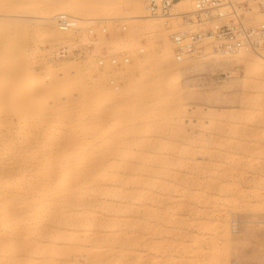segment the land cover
<instances>
[{"label": "rangeland", "instance_id": "374dc122", "mask_svg": "<svg viewBox=\"0 0 264 264\" xmlns=\"http://www.w3.org/2000/svg\"><path fill=\"white\" fill-rule=\"evenodd\" d=\"M65 1L74 3L68 10L82 17L81 28L51 40L35 20ZM118 1L0 0V91L5 95L0 139L11 140L14 147L6 184L21 185L16 160L22 155L38 160L69 146L76 160L96 156L105 161L103 172L95 173L85 189L60 192L73 204L64 209L67 225L57 242L51 240L56 238L49 227L51 210L17 204L20 222L12 232L21 233L19 242L26 249H9V242L1 240L0 264L16 258L20 264H264V49L234 55L206 49L199 57L178 61L169 34L180 21L161 18L159 26L140 33L128 16L147 0ZM176 7L186 10L190 3L179 1ZM23 13L29 15H17ZM28 19L25 30L19 23ZM147 45L154 52L142 65ZM63 47L68 53L60 56ZM121 56L129 61L110 63ZM62 61L93 74L83 72L81 82L71 78L73 73L64 77L56 71ZM94 64L100 70H90ZM125 66L132 71L121 77L119 69ZM87 77L105 89L118 92L128 86L132 91L111 105L107 96L96 95ZM40 88L47 89L35 98ZM242 104L251 108L241 109ZM0 153L4 157L7 150L3 153L0 146ZM57 172L48 169L52 185ZM0 236L9 233L2 230ZM36 246L39 251L33 250Z\"/></svg>", "mask_w": 264, "mask_h": 264}, {"label": "bare ground", "instance_id": "6f19581e", "mask_svg": "<svg viewBox=\"0 0 264 264\" xmlns=\"http://www.w3.org/2000/svg\"><path fill=\"white\" fill-rule=\"evenodd\" d=\"M118 1V0H116ZM125 2V5H127V3H131L134 2L136 0H123ZM185 1V0H181ZM121 1L119 0L117 4H119ZM186 2V1H185ZM61 3V2H60ZM123 3V2H122ZM71 4H74L73 2H69V1H65L63 3L64 6H61L58 10H56L53 13H43L41 12L40 15L37 16L36 24L40 23L43 24L45 26L46 29V34L49 36V38L51 40H57L60 39L63 35H67L70 33V31L68 32H61L60 30L57 29L56 25H55V19H56V15L60 14V13H65L71 15L70 11L68 10L69 6H71ZM184 4V3H183ZM34 5V4H33ZM37 6V5H36ZM32 7V6H31ZM74 7V6H73ZM139 8H142V10L138 11L135 14H130L129 17H132L135 21H137V27H139V30L137 29L138 32L142 33L144 32V29L146 26H150V27H157L161 24V18L157 17V18H152V22L150 23H144V22H139L142 20L141 19H145V18H150V16L147 13L146 10V5H140ZM37 11V10H36ZM24 12V11H23ZM14 13V12H12ZM2 14V13H1ZM11 15V14H10ZM18 16H28L29 14L23 13V14H17ZM16 16V14H15ZM72 16V15H71ZM74 16V15H73ZM106 16H110L109 14H107ZM119 16V15H118ZM118 16L114 17V14L112 15V17L114 18H118ZM149 16V17H148ZM105 17V15H104ZM103 16L100 18H104ZM121 17V16H120ZM127 17V16H125ZM12 18V17H11ZM36 18V17H35ZM76 18H78L77 20L81 21L83 20L82 17L76 16ZM99 18V17H98ZM106 18V17H105ZM123 18V17H122ZM138 19V20H137ZM171 19V18H170ZM34 20V19H33ZM106 20V19H105ZM16 21V20H15ZM14 20H6L7 24H15ZM165 21V22H164ZM17 22V21H16ZM30 22V20H23L22 22H20L19 24H23V27L25 30L28 29V23ZM163 22L166 24V20H163ZM168 22L169 19H168ZM27 23V24H26ZM35 23V22H34ZM147 24V25H146ZM17 25V24H16ZM15 26V25H14ZM36 26V25H35ZM41 26V25H40ZM133 27V26H132ZM40 29V27H38ZM43 28V27H42ZM37 30V29H36ZM45 30L43 29V32ZM38 32V31H37ZM131 33V31L129 32V34ZM132 33H133V28H132ZM131 33V34H132ZM136 33V32H135ZM130 34V35H131ZM134 34V33H133ZM149 44V43H148ZM151 45V42H150ZM146 46V54H144L141 58V60H139L141 63L140 64H145L144 62L147 61V59H150L152 56V52H154V43L151 46ZM157 48V47H156ZM157 51V50H156ZM155 51V52H156ZM243 52V51H242ZM167 53H164V55H166ZM168 54H171L170 52ZM106 58V57H105ZM264 58V57H262ZM137 58H135L136 60ZM137 60V61H138ZM111 63V62H110ZM134 63V62H132ZM138 63V62H137ZM136 63V64H137ZM88 64V63H86ZM92 64V63H91ZM139 64V63H138ZM139 64V65H140ZM88 66V70H89V64L86 65ZM91 66V65H90ZM95 66V64L93 65ZM83 67V66H82ZM81 67V68H82ZM92 67V66H91ZM90 67V68H91ZM135 67V65H134ZM81 68L79 66V64H76V62H68V61H62L58 64L56 71L60 72V74H62L64 77H68L70 78L71 73H73L74 76H72L71 78L73 80L79 81L81 82V80H83L84 77V73L87 72H82ZM93 68V67H92ZM87 69V67L85 68ZM99 68H95L94 69H90V70H94L95 72L98 71ZM131 67L125 66L119 69L118 74L122 77H128V74L131 73L132 70H130ZM87 70V71H88ZM100 70V69H99ZM102 70V69H101ZM104 70V69H103ZM92 71V72H94ZM89 72V71H88ZM45 77L48 75L47 72H45ZM91 73V71L89 72ZM88 74V76L91 74ZM100 74H102L101 72H99ZM98 73V74H99ZM44 75V74H43ZM95 75V74H94ZM104 75V74H103ZM97 76V75H96ZM162 76V74H161ZM165 76V75H164ZM43 77V76H42ZM48 77V76H47ZM116 77V76H115ZM118 77V76H117ZM88 81L91 83L92 81L94 82V80H91V77H87ZM86 79V80H87ZM161 79H164L161 77ZM161 79L159 81H161ZM88 82V83H89ZM92 82V83H93ZM131 82V80H130ZM128 82V83H130ZM87 83V84H88ZM94 84V85H93ZM91 87L92 90L96 93V95H104L105 97L107 96L108 99H106V101H109V104L111 103V105L115 104V102L118 101H122L123 98L125 100V98H127L126 96H128V93L130 91V89L127 87V90H120L118 92H115L113 89H105L100 83L99 81L96 80V82H94ZM12 87L15 89L17 86L15 84L12 85ZM49 87H53L52 85L48 86ZM94 88L96 90H94ZM45 89L47 88H40L38 91H36L35 93V98H39L40 94L43 93V91H45ZM129 89V90H128ZM132 89V87H131ZM132 91V90H131ZM130 91V92H131ZM134 92V91H133ZM1 91H0V100H4L5 95H1ZM118 94V97L116 96ZM95 95V94H94ZM29 97H23L22 99H26ZM99 99V97L97 98ZM24 101V100H23ZM28 101V100H26ZM24 101V102H26ZM116 105V104H115ZM242 108H248V110L251 108L250 104H242L241 107ZM122 112H124L125 110H121ZM239 110H235V112L237 113ZM249 115V114H248ZM234 124L231 125V127H233ZM96 130L99 131V128H96ZM2 140V141H1ZM0 146H1V150H3V153L5 150H7V154L2 157V153H0V232L2 230L7 231L9 233V236L4 237L3 239H0V247L2 246V241H8L9 242V249L11 247H19L22 249V247L24 249H26L25 246L22 245L21 242H19L20 240V234L19 232H12V230L14 229V225L18 222H20V218H18L17 216H15V211L17 208V204H20L18 208H32L35 207V205L38 206L37 211L38 212H44V211H48L51 210L52 211V218L50 219L49 222V227L53 229L52 233L55 235L56 238H54L51 240H55L57 242V236L59 235L61 231H59L61 229V227H63V225L66 224V221H63L64 219V209H66L67 207H69L72 203V200H69L68 198H65L64 196L60 195V192L63 191V189H70L71 187H81L82 189H85V187L87 186V183H91L94 182L96 180L95 175L103 172L102 170H104V160L103 159H97L96 156H92L90 158H83V159H79L76 160L74 158L75 156V152L72 151L68 153L69 150V146H65L62 151L60 152V154H53L50 153L51 155L48 156H43L42 158H39L38 160H35L31 157H28L27 155H22L21 158H19L18 160H16V170H17V175L19 178L22 179L21 185H13L10 186L8 184H6L8 181L5 180L4 175L8 174V172H10V170L12 168H14L11 165V162H13V154H14V147L12 145V141L11 140H3L0 139ZM76 147V148H75ZM75 149H77V145H74ZM51 152V150L49 151ZM65 156L64 157V161L60 162L59 161V157L60 155ZM74 158V159H73ZM11 161V162H10ZM37 163H40L39 165H36ZM80 164V165H79ZM103 166V167H102ZM50 168L52 169H58V172L54 175V179H55V184L52 185L51 183V179L50 175L48 173V169L50 170ZM96 173V174H95ZM117 173H114V175H112L113 179L115 178ZM29 178V179H28ZM32 183H35V186L31 185ZM89 186H92V184H89ZM3 190V191H2ZM76 193H78L77 190H75ZM30 195H33L32 198L30 200ZM76 201V199H75ZM120 207V206H119ZM117 210V208H116ZM120 210V208H119ZM121 211V210H120ZM123 211V209H122ZM121 211V212H122ZM262 212H264V210H261ZM28 211H25L24 213H27ZM124 212V211H123ZM120 213V212H119ZM50 214V212L48 213ZM51 215V214H50ZM120 216V215H119ZM124 216V215H123ZM23 219V218H22ZM89 219V217H88ZM114 219V218H113ZM116 219V218H115ZM91 221V220H90ZM118 218L117 220H113L112 222H109L108 225H110V223H112V226H116L118 224ZM262 222H264V220H261ZM93 222V221H92ZM91 222V223H92ZM93 224V223H92ZM116 224V225H113ZM30 224H26V226L28 227ZM67 225V224H66ZM88 226V224H87ZM67 227V226H66ZM111 227V225H110ZM87 228V227H86ZM224 229H227L225 227H223ZM63 231V230H62ZM226 231V230H225ZM228 231V230H227ZM87 232V231H86ZM32 233V232H30ZM29 233V236H30ZM74 233V231L72 232ZM62 234V232H61ZM70 234V233H69ZM2 235V234H1ZM71 235V234H70ZM114 235V234H113ZM52 234H50V238ZM64 236V233L62 235V238ZM68 236V233H67ZM73 236V235H72ZM75 236V234H74ZM112 236V235H111ZM228 236V235H227ZM1 237V236H0ZM31 238H33V234L30 236ZM61 236H59L60 238ZM71 237V236H70ZM109 237V236H108ZM226 238V236H224ZM223 237V238H224ZM50 238H47L50 240ZM58 238V240H59ZM68 238V237H67ZM66 238V239H67ZM75 237H73L72 239H74ZM119 238V237H118ZM224 238V239H225ZM228 238V237H227ZM98 239V238H97ZM107 239V238H106ZM2 240V241H1ZM104 240V239H103ZM111 242L108 243H112V238L109 239ZM226 240V239H225ZM74 241V240H73ZM100 241V240H99ZM114 241V240H113ZM228 241V240H226ZM48 242V240H47ZM71 242V241H70ZM53 243V241H52ZM103 243V242H102ZM107 243V242H106ZM49 244V243H47ZM46 244V245H47ZM45 245V244H44ZM45 245V247H46ZM54 245V244H53ZM53 245L50 244V247H52ZM72 246V244H70ZM75 245V244H74ZM108 244H106L107 246ZM39 246V245H38ZM38 246H36L33 250L38 249ZM76 246V245H75ZM80 246V245H79ZM78 246V247H79ZM227 246V244H226ZM56 246H53L52 248H54ZM59 247V246H58ZM74 246H72L73 248ZM41 247H39L40 249ZM44 248V247H43ZM42 248V249H43ZM69 248V247H68ZM83 248V247H82ZM38 249V251H39ZM46 249V248H45ZM51 249V248H50ZM74 249V248H73ZM76 249V248H75ZM79 249V248H78ZM88 249V248H87ZM97 249V248H95ZM101 249V248H100ZM103 249V248H102ZM106 248H104L105 250ZM228 249V248H227ZM226 249V250H227ZM29 251V249H27ZM27 250H22L24 253ZM66 250V249H65ZM84 250V248H83ZM81 251V250H80ZM88 251V250H87ZM100 251V250H99ZM43 252V251H42ZM53 252V251H52ZM76 252V250H75ZM34 253V252H33ZM39 253V252H38ZM88 253V252H87ZM98 254V252H96ZM4 254V253H3ZM2 251H0V255H3ZM26 254V253H25ZM69 254V253H67ZM30 255V253H29ZM41 255V254H40ZM55 255V254H54ZM95 255V254H93ZM99 255V254H98ZM28 256V255H26ZM17 257V256H16ZM78 257V256H77ZM82 257V256H81ZM94 257V256H93ZM20 260L21 257H19ZM43 258V257H42ZM11 259L10 262H7V264H20L19 263V259ZM93 259V258H92ZM101 259V258H100ZM99 259V260H100ZM18 262H17V261ZM43 260V259H42ZM50 260H53L52 258H50ZM78 260V259H77ZM81 260V259H80ZM98 260V259H96ZM15 261V262H14ZM44 261V260H43ZM45 261H48V259H45ZM58 260H56L57 262ZM54 262V261H53ZM102 262V261H101ZM45 263V262H44ZM50 264V262H47ZM46 263V264H47ZM59 263V262H58ZM66 263V262H65ZM43 264V263H42ZM52 264V263H51ZM64 264V263H63ZM70 264V263H68ZM72 264V263H71ZM75 264V263H74ZM78 264V263H77ZM114 264V263H113Z\"/></svg>", "mask_w": 264, "mask_h": 264}, {"label": "built area", "instance_id": "2783aa9c", "mask_svg": "<svg viewBox=\"0 0 264 264\" xmlns=\"http://www.w3.org/2000/svg\"><path fill=\"white\" fill-rule=\"evenodd\" d=\"M181 0H147L146 10L153 18H177L179 28L169 34L178 61L203 55L206 49L220 55L264 49V0H185L186 10L177 9ZM55 24L62 32L80 29L76 17L60 13ZM89 33H94L90 28ZM104 32L105 29L103 28ZM60 48V56L67 54ZM129 58H110L113 65L127 63ZM104 64V59H99ZM233 229L236 224L232 223ZM231 264H237L232 262Z\"/></svg>", "mask_w": 264, "mask_h": 264}]
</instances>
